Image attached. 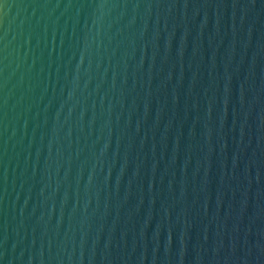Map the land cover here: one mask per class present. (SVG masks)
Here are the masks:
<instances>
[{
    "label": "water",
    "instance_id": "95a60500",
    "mask_svg": "<svg viewBox=\"0 0 264 264\" xmlns=\"http://www.w3.org/2000/svg\"><path fill=\"white\" fill-rule=\"evenodd\" d=\"M0 264H264V0H0Z\"/></svg>",
    "mask_w": 264,
    "mask_h": 264
}]
</instances>
